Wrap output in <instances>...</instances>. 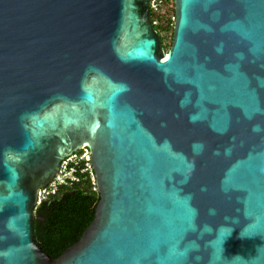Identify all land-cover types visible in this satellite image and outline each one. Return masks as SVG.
<instances>
[{"label":"water","instance_id":"obj_1","mask_svg":"<svg viewBox=\"0 0 264 264\" xmlns=\"http://www.w3.org/2000/svg\"><path fill=\"white\" fill-rule=\"evenodd\" d=\"M150 4L0 0V264H264V0H175L167 51ZM84 145L53 258L33 208Z\"/></svg>","mask_w":264,"mask_h":264},{"label":"trees","instance_id":"obj_2","mask_svg":"<svg viewBox=\"0 0 264 264\" xmlns=\"http://www.w3.org/2000/svg\"><path fill=\"white\" fill-rule=\"evenodd\" d=\"M151 17L157 21L155 29L164 49L168 50L173 37L175 0H162L158 11H151ZM168 33L171 40L167 47L164 41ZM99 199L95 178L84 170L83 161H80L76 179L58 186L33 208V235L38 247L56 258L75 244L94 219Z\"/></svg>","mask_w":264,"mask_h":264},{"label":"built area","instance_id":"obj_3","mask_svg":"<svg viewBox=\"0 0 264 264\" xmlns=\"http://www.w3.org/2000/svg\"><path fill=\"white\" fill-rule=\"evenodd\" d=\"M161 3L162 0H151V11H158ZM174 19L175 17H173V20ZM152 23L155 26V24H157V21L152 20ZM80 161H83L84 170L89 171L93 178L88 162L86 148L84 145L76 152L61 160L59 169L55 174L53 180L45 188L39 189L38 203L40 202L41 198H43L45 195L49 194L50 192H54L58 186L66 185L74 181L76 179L77 166Z\"/></svg>","mask_w":264,"mask_h":264},{"label":"rangeland","instance_id":"obj_4","mask_svg":"<svg viewBox=\"0 0 264 264\" xmlns=\"http://www.w3.org/2000/svg\"><path fill=\"white\" fill-rule=\"evenodd\" d=\"M170 40H171V35H170V33H168L167 35H165V41H164V43L167 45V47H168ZM165 51H167V50H165Z\"/></svg>","mask_w":264,"mask_h":264},{"label":"clouds","instance_id":"obj_5","mask_svg":"<svg viewBox=\"0 0 264 264\" xmlns=\"http://www.w3.org/2000/svg\"><path fill=\"white\" fill-rule=\"evenodd\" d=\"M260 126L259 125H254L253 126V131H260Z\"/></svg>","mask_w":264,"mask_h":264},{"label":"snow or ice","instance_id":"obj_6","mask_svg":"<svg viewBox=\"0 0 264 264\" xmlns=\"http://www.w3.org/2000/svg\"><path fill=\"white\" fill-rule=\"evenodd\" d=\"M165 59H167V57H165Z\"/></svg>","mask_w":264,"mask_h":264}]
</instances>
